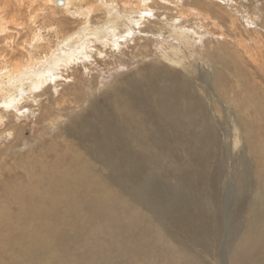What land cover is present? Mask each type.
Returning a JSON list of instances; mask_svg holds the SVG:
<instances>
[{
  "label": "rangeland",
  "instance_id": "374dc122",
  "mask_svg": "<svg viewBox=\"0 0 264 264\" xmlns=\"http://www.w3.org/2000/svg\"><path fill=\"white\" fill-rule=\"evenodd\" d=\"M117 1L121 6L123 0ZM237 2L239 5L237 6L240 9L246 8L248 11H251L252 6H258L260 10L263 9L261 13L258 11L261 20L256 23L259 24L257 26L261 32L260 36H258L261 45L258 44L256 46L254 42H250L248 39H252V41L257 39L254 33H247V31H243L238 25L239 30H236V35L227 36L225 34L223 36L221 39L223 43L221 45L223 48L228 49V51L224 50L225 55L223 57H232L234 66H236L220 69L217 85L221 87L222 94H219L216 84L212 87L211 83L204 79V70L196 65L194 75H192V78L187 79L189 83L185 86V90L188 93L193 92V95H191L192 97L189 95L188 100L184 104L177 100L179 103L175 107L177 110L184 109L182 110L184 113H178V111L165 118L164 116H159L156 112H160V109L158 110L156 107L157 105H161L160 107L163 108L165 100L155 94L153 96L156 99H153L149 97V91L142 90L141 102L147 109H145L143 114L139 112L141 117L134 120L137 123L126 121L114 114V107L112 105L110 107V97L112 98V94L109 92V89L116 85L120 93L124 92L125 89L121 88L120 83H125L124 80L127 78L125 81L133 84L135 82L133 74L136 67L141 70L157 60L158 50L155 46V40L152 36L141 33L126 42H122L123 46L121 45L119 50L114 49L112 44H110L101 48L102 54L97 55V53H94L95 51H92L89 60L77 62L75 66L74 64L67 65L68 67H62L57 72L59 77L55 87L52 88L53 105L51 104V108H46L44 105L45 97H39L36 99V102L31 99L25 101L19 112L15 113L7 110L4 119L5 127L7 128L9 125L15 124L16 126L21 125L22 128L20 133H13L11 139L0 136V192L4 189L7 193L4 186L5 183L19 182L21 179H23V182H26L27 175H22L21 179H18L17 176L20 177V173H17V176H13L12 173L8 174L9 168L18 167V162L25 163L19 172L22 171L24 166L28 165L27 153L24 152V144L26 142L34 143L42 138H45L47 143L52 142V153L48 154V158L44 155V158L39 160V163L54 160L53 150L64 154L65 150L71 147L79 151H82V149L88 152L91 151V154L94 155V150L92 149L94 147H91V142L99 138L100 128L96 130L95 127L101 122L102 125L106 124L105 127H102L104 130H113V133L107 135L115 136L116 140L122 141V144L120 143L115 148L111 147V150H114V159H119L117 162L109 163L108 166L97 162L103 168V170L99 168L102 171L101 173L108 177L107 179H103L104 192L110 195L111 190L118 189L125 197H131L132 204L125 206L142 212L141 216L147 219L148 223H151L148 226L153 232L149 235L148 231L144 233L150 239L148 251H146L151 259L148 264H176V262L185 259L193 264H257L259 262L258 260L256 261L258 253L262 258L261 264H264V238H261V246L254 247L251 242L252 240L244 236L248 230H252V234L255 231L263 232L264 235V222L259 221L258 223H262L260 224L261 226H258V224H256L257 227L254 226V218L257 220L264 218V161L256 159L253 163L246 148H243V143L236 149H233L231 143L232 139H234L233 125L239 120V115L235 112L231 103L240 107L243 101L253 100L259 104L257 97L264 103V61H262L264 60V0H237ZM11 3L13 4L14 0H11ZM9 7L8 10L13 5ZM255 11L257 12V10ZM9 12H12V9ZM12 13H15V11ZM26 15V9L22 10L20 15L17 14L24 22H27ZM56 16L53 17L57 20L58 18L66 17V20L63 21L64 25L60 35L64 34V29H66L65 34H71V31L75 30L73 32H76L82 26V24L80 26V22L74 21V19L64 16L62 13H60V16L59 14ZM101 16V14H98L92 20V23H99L98 21ZM50 19L56 24L55 19H52V17ZM42 21L40 18L38 24ZM73 21L74 23H72ZM193 21L200 22V20L196 21L195 19ZM239 21L242 23V20L239 19ZM64 22L67 24L66 26ZM70 27L74 29L72 30ZM11 29L15 38H18V42H21L26 36L30 35L27 33L26 28L22 31ZM19 30L21 29L19 28ZM52 37V44L54 45L56 37H54V34H52ZM18 44L14 42L8 48L5 44L0 43V54H4L8 58L14 52L12 49L18 47ZM217 44V41L212 43L211 52L213 49L216 52L218 51L216 49L218 47ZM1 49L3 52H1ZM238 56L241 58L239 59ZM15 58L14 60H19V57ZM237 58L240 61H237ZM252 58L253 60H251ZM256 64L263 66L262 70L258 69L255 72L254 65ZM246 80L254 85L246 86L243 84ZM193 83L202 84L201 89L203 91L196 84L194 86ZM97 88H99L100 92ZM102 88L103 90L101 91ZM103 91H106V93ZM92 93L93 95L95 94L93 97L90 96ZM228 97H231V99H228ZM155 100L158 102H155ZM194 102L195 105L193 104ZM87 106L92 111H95V114L92 111L88 113L91 109H88ZM103 107L104 109H101ZM112 107L113 111L111 110ZM134 107L133 111L137 109V106ZM81 109L86 111L81 112L78 116H73L74 118L70 117ZM112 112L113 114H111ZM47 114L51 115L52 119ZM101 115L102 118L100 117ZM53 116H55V119H53ZM42 117L44 120L41 119ZM170 117L173 119V125L171 121H166ZM193 118L194 120H192ZM148 119L151 120L149 128L156 130L158 134H149L146 127ZM51 120H54L52 124ZM21 121L23 122L21 123ZM141 121L145 123L142 126L140 124L139 127ZM62 122L65 123L62 124ZM260 122L264 123V118ZM83 123L86 124L84 125ZM87 123H89L88 127ZM116 126L119 128L118 131ZM201 126L206 131H202L199 128ZM138 127L142 128L143 131H140ZM179 128L182 130L180 131ZM121 129H123L122 136L120 135ZM86 131L89 132L85 133ZM177 131L180 133L179 135ZM188 132L189 134H187ZM154 139L155 142L157 141L156 144H153ZM64 145L65 150H63ZM100 145H97L99 147L97 150L100 147L104 148V146ZM13 147H16L18 151L16 154L12 153L10 155L9 153ZM37 148L33 149L35 153L39 151ZM104 152L109 154L107 150ZM10 156H13V159ZM113 164L116 166H113ZM36 167L38 168V164H35V169ZM62 169L63 166H61ZM86 186L88 187L84 189L86 193H81L77 196H73L72 193H76L78 189H82L78 184L69 186V189L65 191L60 190L62 192L58 191L59 193L53 192L52 203L48 198L45 199L38 213H41L44 219L56 222L52 226V238H61L65 233H77L79 234V240L73 241L72 239H68V245H57L55 249H52V242L41 244L35 251V264H142L141 261L130 263L126 258L114 255L111 251L100 254L95 252L97 248H103L105 243L110 245L111 235L92 234V240L101 241L100 243H92L81 232L82 226L92 231L97 224L96 221H91L96 211L94 200L91 203L94 211L89 220L80 205L82 201L86 202L85 200L89 198L79 199V203L72 199V197L80 198L89 193L95 196L97 190L95 191L91 185L86 184ZM138 187L142 190H137ZM91 188L94 192H91ZM12 194L15 196H27L21 186H15L12 189ZM98 196L97 198H100L103 195L99 194ZM7 204L14 208V203L10 200L9 196ZM51 204L52 209L49 208ZM245 204L246 206H243ZM91 211L92 209L87 206V212ZM128 213L130 212L126 210L125 214ZM9 220H11V217L8 216L7 222ZM74 220L78 222V225H73L72 221ZM31 221L33 222L32 226L36 227L37 215L31 217ZM141 227L145 228L143 221ZM113 229H115V225L108 232L112 234ZM8 231L10 236L15 235L18 231L17 226L8 227ZM152 234L153 236H150ZM139 235H135L131 241H121L120 247L136 242ZM23 243L24 241L20 245L6 249V244H3L1 241L0 261L2 264H31L30 260L32 256L28 254L29 247H25ZM175 253L179 255L178 259L170 260L176 255Z\"/></svg>",
  "mask_w": 264,
  "mask_h": 264
},
{
  "label": "bare ground",
  "instance_id": "6f19581e",
  "mask_svg": "<svg viewBox=\"0 0 264 264\" xmlns=\"http://www.w3.org/2000/svg\"><path fill=\"white\" fill-rule=\"evenodd\" d=\"M121 3L122 4L120 6L117 0H14V3L12 4L11 0H0V43L5 44L8 48L11 47L14 42L15 44L20 43L18 44V47L12 49L14 50V52H12V54H10L8 58L4 54H0V130H2L0 132V136L11 139L13 137V133L21 132V125L16 126L15 124H11L9 125V127H5L6 125H4V119L7 110L13 111L15 113L17 111L19 112L25 101L31 99L36 102V99H38L39 97H45L44 105L46 106V108L52 107V88H54L56 82H58L57 79L59 75L57 74V72L62 67L65 68L70 64H74L75 66L77 62L89 60L91 57L90 53H92V51H95L94 53H97V55L102 54L103 51L101 48L106 47L110 44H112L114 49L119 50L120 46H123L122 42H126L129 39H132V37H136V35L138 34L143 33L154 38L155 46L158 50L157 60H155L153 63H150V66H148V64L146 68H143L141 70L137 68L135 64L136 69L134 70L133 74V80L135 82L133 84H130L128 81H125L127 79L126 78L124 80L125 83H120L121 88L125 89L124 92L120 93L118 90V86L116 85V87L112 86L109 89V92L112 94L111 95L109 93L112 96V98L110 97V107L111 105L114 107V111L112 110L113 107L111 108L114 114L120 118L125 119L126 121H132L135 123H137V121L134 120H137L141 117L139 115V112L143 114L145 109H147L146 106L141 102L142 90L149 91V97L153 99H156L153 96L155 94L165 100V106L163 108L160 107L161 105H157V107L155 106L156 109H160V112H155L159 116H164L165 118L168 115H171L172 113H176L178 111V113H182V110L184 109H175L177 103H179L178 101L184 104L188 100L189 95H193V92L188 93L185 90V86L189 83L187 79L190 77L192 78V75H194L196 65L204 70V79L208 80L211 83L212 87L214 84L217 85V78L219 76L220 69L236 66H234L232 57H223L225 55L224 50L228 51V49L223 48V46L221 45L223 43L221 39L223 38V36H225V34H227V36L236 35V30H239L237 25L241 27L243 31H247V33H254V36H256L257 39H255V41H252V39H248L250 42H254L256 46L260 44L258 36H260L261 32L259 31V28L257 26L259 24L256 23H258L257 21L261 20L259 13H261L263 9L260 10L258 6H252L251 11H248L246 8L240 9V7H238L239 5L237 0H123ZM11 5H13V7L11 8L12 12L15 11V13L9 12L11 9L8 10V7ZM24 9H26L27 11V22H24L17 16V14L20 15L22 10ZM255 10H257V12ZM60 13H62L64 16H68L69 18L74 19V21L80 22V26L81 24L82 26H79L80 28L76 32H73L75 31L73 30L74 28L72 29L70 27V29L73 30L71 31V34H65L66 29H64V34L60 35L64 25L63 21L66 20V17L61 19L58 18V20L56 19V15L59 14L60 16ZM98 14L102 15L98 21L99 23H92V20H94V18L97 17ZM53 16H56V18ZM51 17L52 19L56 20V24H54V22L50 19ZM189 17L192 18L189 19ZM40 18L43 21L39 22L38 24ZM194 19L196 21L200 20V22L193 21V23L192 20ZM239 19L242 20V23L239 21ZM74 21L72 23H74ZM204 23L205 25H203ZM66 25L67 24L65 23V26ZM11 28L17 31H22L26 28L27 33H29L30 35L26 36L24 40L21 39V42H18V38H15V35H13V33L11 32ZM19 28L21 30H19ZM52 34H54V37H56V43L54 42V45L52 44ZM214 41L218 42V47L216 48L218 49V53L214 49L212 50V52L210 51V49L212 48V43H214ZM4 51L6 50L4 49ZM1 52H3L2 49ZM15 57H19V60H14L16 59ZM238 58L240 59L241 57L238 56ZM239 59L237 61H240ZM251 60H253V58ZM257 65L258 64L254 65L255 72L258 71V69L262 70L263 68V66ZM243 84H245L246 86H250L251 84L254 85L247 80L243 82ZM196 86H198L200 89L202 88V84H196ZM217 88L219 89V94H222L223 91L220 89L221 87L217 85ZM97 89L100 92L99 88ZM102 90L103 88L101 89V91ZM209 90L211 91L210 87ZM106 91L103 92L106 93ZM93 93L90 94L91 97L95 95H93ZM53 97L55 98V96ZM107 99L106 101H108ZM228 99H231V97H228ZM257 99L259 100V104L253 100L243 101L240 107L232 105L231 103V106L239 115V120L233 125L234 139H232L231 142L233 149L238 148L239 145L243 143V148H246L247 152L252 158L253 163L254 161H256V159H261L264 161V123L260 122V120H263L264 118V103L258 97ZM196 100L195 102H197ZM155 102L158 101L155 100ZM195 102L193 103L194 105ZM130 104H132L131 107ZM54 105L56 106V104ZM134 106H137V109L133 111ZM101 109H104V107ZM83 111L86 110L81 109L80 111L73 113L70 117H73L75 115L78 116ZM90 111H92V109L89 110L88 113H90ZM92 112L94 113L95 111ZM113 112L111 114H113ZM47 115L51 117V115ZM55 116H53V119H55ZM15 117L17 116L15 115ZM100 117L102 118V115ZM172 118H167L166 121L169 120L172 122ZM41 119H43V117ZM50 119H52V117ZM177 119L180 120V118L178 117ZM192 120H194V118ZM47 121L49 120L47 119ZM53 121L51 120V124L53 123ZM22 122L23 121H21V123ZM141 122L139 123V127L140 124L142 126L143 123H145L144 121L142 123ZM64 123L62 122V124ZM89 123L91 122L89 121ZM89 123H87V127L89 126ZM173 123L174 122H172V125ZM150 124L151 120L148 119V121L146 122V127L149 134L152 135L156 133V130H151L149 128ZM84 125L83 127L85 128ZM105 125L106 124L102 125V123L100 122L99 125L95 127L96 130L97 128H100V130L98 134L99 138H96V140L94 139L95 142L94 140L93 142H91V147H94L92 148L94 150V155L91 154V151L88 152L84 151L83 149L82 151H79L78 149H72L73 147L65 150L66 148L64 145V154H60L58 153V151L53 150L54 160L46 163H39V160H42L44 158V155L48 158V154L52 153V142L47 143L45 138H42L38 142H26L24 144V152L27 153L28 165L24 166L22 168V171L19 172L22 165H25V163L18 162V167L16 166L13 168H9V173H7H12L13 176H17V173H20L21 176H17L18 179H21L22 175H27V180L25 179L26 182H23V179H21L19 182H11L8 184L5 183L4 186L7 190V193L4 191V189L0 192V242L2 241L3 244H6V249L12 248L15 245H20V243L24 241V246L29 247L28 254L32 256L30 262L31 264H35V251L41 244L52 242V249H55L57 245H68V239H72L73 241L79 240V234L77 233H65L61 238L53 239L52 226L56 222H51L50 220L44 219L42 214L38 212L46 198L51 200L52 203L53 192L59 193L62 192L60 190L65 191L69 189V186L78 184L82 189H78L76 193H72L73 196H77L81 193H86L84 189L87 187V184L94 187L95 191L97 190L95 196L89 193L87 195L81 196L80 198L72 197V199L79 203L80 200L89 198L88 200H85L86 202L82 201L80 203L82 211L88 216L89 220L94 211V208L91 205L92 201L94 200L96 211L91 221H96L97 224L92 231H89L84 226H82L81 232L92 243L101 242L92 240V234L111 235L110 245L105 243V246L103 248H97L95 252L97 254H100L106 251H111L114 255H119L126 258V260L130 263H136L139 261H141L142 264L150 263L151 259L147 255L146 251H148V244L150 241L147 236L151 232H153V230L148 226V224L151 223H148L147 219L141 216L142 212L138 211L137 209L125 206L132 204L131 197H125L118 189L111 190L110 195L104 192L103 179H107L108 177L101 173L102 171H100L99 168H101L102 170L103 168L97 162L104 163L107 166L109 163L111 164L114 161L117 162L119 159H114V150H111V147L115 148L122 142L121 140L119 141V139L116 140L115 136L113 137L107 135L113 133V130H104V128L102 127H105ZM91 126L92 125L90 124V127ZM118 126H116L117 131L119 130ZM139 127L138 129H140V131H143V129ZM199 128L202 131H206L202 129V126ZM88 132L89 131H86L85 133ZM122 132L123 129L120 130L121 136L123 135ZM171 132L173 131L171 130ZM156 134H158V132ZM179 134L180 133L178 132V135ZM187 134H189V132ZM153 142V144H156L157 141L155 142L154 139ZM100 144L104 146V148L102 149V147H100V149L97 150V148H99L97 145ZM36 147H38L37 149H39V151L35 153L33 149ZM150 149L152 150L151 147ZM105 150H107L109 154H106L104 152ZM17 151L18 149L16 147H13L9 154H16ZM11 158L13 159V156ZM35 159L36 161L34 162ZM35 164H38V168L36 167V169ZM114 164L113 166H116ZM61 166H63L62 170ZM15 186H21L27 196L13 195L12 189ZM137 190L142 189L138 187ZM91 192H94L92 188ZM99 194H102L103 196L97 198L99 197ZM8 196L14 203V208L11 205L7 204ZM87 206L92 209V211L89 213L87 212ZM243 206H246V204ZM49 208L52 209V204L49 206ZM126 210H128L130 213L125 214ZM36 215L37 226L33 227L31 217H35ZM8 216L11 217V220L7 222ZM263 219L259 218V220H257L254 218V226H256V224H258V226H261L260 224L262 223L258 222H264ZM142 221L146 229L141 227ZM72 223L73 225H78V222L75 220L72 221ZM14 225L17 226L18 231L15 235L10 236L8 227H13ZM114 225L115 229L112 230L111 234L108 231ZM147 231L148 235H145L144 233H147ZM137 234L140 235L136 242L124 247H120L121 241H131V239ZM153 234L150 236H153ZM244 236L245 238H250L252 240L251 242L254 247L262 245L261 238H264L263 232L254 231L252 234V230H248L244 234ZM178 257L179 255L176 254L170 260L173 261L175 259H178ZM257 260L259 261L257 264H261L262 258L259 253L257 254L256 261ZM0 264H2L1 261ZM176 264L193 263L188 262V260L185 259L183 261L176 262Z\"/></svg>",
  "mask_w": 264,
  "mask_h": 264
}]
</instances>
